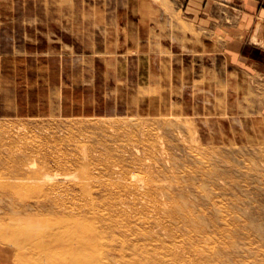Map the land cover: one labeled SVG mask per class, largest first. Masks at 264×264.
<instances>
[{"label": "rangeland", "instance_id": "1", "mask_svg": "<svg viewBox=\"0 0 264 264\" xmlns=\"http://www.w3.org/2000/svg\"><path fill=\"white\" fill-rule=\"evenodd\" d=\"M257 75L248 91H163L146 113L132 96L93 118L8 115L0 79V264H68L70 240L40 234L68 220L94 226L102 264H264Z\"/></svg>", "mask_w": 264, "mask_h": 264}, {"label": "crops", "instance_id": "2", "mask_svg": "<svg viewBox=\"0 0 264 264\" xmlns=\"http://www.w3.org/2000/svg\"><path fill=\"white\" fill-rule=\"evenodd\" d=\"M10 1L0 79L13 117H100L132 96L146 113L163 91L223 95L264 76V0Z\"/></svg>", "mask_w": 264, "mask_h": 264}, {"label": "bare ground", "instance_id": "3", "mask_svg": "<svg viewBox=\"0 0 264 264\" xmlns=\"http://www.w3.org/2000/svg\"><path fill=\"white\" fill-rule=\"evenodd\" d=\"M40 234H47V237L49 238L46 241L47 245L54 244L56 241L63 242L64 240H70L69 246H66V251H64L67 256L66 260L68 264H102L101 260L96 256H92L87 249L95 242L94 226L91 224L84 223L81 225H73L68 220L63 229L59 228L51 232H47L43 229ZM84 239H86V242Z\"/></svg>", "mask_w": 264, "mask_h": 264}]
</instances>
